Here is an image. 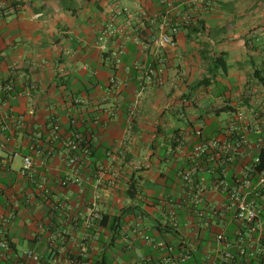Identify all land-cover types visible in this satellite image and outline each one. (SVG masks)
I'll use <instances>...</instances> for the list:
<instances>
[{
	"label": "crops",
	"instance_id": "crops-1",
	"mask_svg": "<svg viewBox=\"0 0 264 264\" xmlns=\"http://www.w3.org/2000/svg\"><path fill=\"white\" fill-rule=\"evenodd\" d=\"M183 1L167 0L169 15L177 22L191 14L192 23L180 26L175 50L161 53L163 83L148 85L131 114L138 91L134 65L153 61L149 39L166 9L160 0H0V82L14 89L7 106L0 93V211L10 218L6 237L13 247L0 264L22 260L27 250L39 256V264L76 251L94 177L102 182L97 192L103 224L101 244L90 248L92 263L101 259L104 244L111 264H133L138 252L151 253L138 236L136 248H126L123 236L135 227L176 244L201 234L198 261L186 264L212 262L208 246L217 233L234 248L243 227L213 188L220 155L207 151L198 159L206 229L186 224L183 201L189 194L181 176L193 163L195 145L233 142L244 134L251 150L233 153L222 165L228 178L246 170L258 145L264 147V0H211L202 6ZM139 19L135 43L132 29ZM108 24L116 32L102 43ZM238 112L245 122L237 120ZM7 114L20 117L22 126L16 128ZM75 132L91 145L81 168L91 179L81 187L62 186L70 174L65 142ZM113 147L123 154L110 159L106 151ZM26 155L35 183L19 173ZM130 185L136 189L132 198ZM170 206L180 228L161 236L157 226L167 221ZM127 209L119 239L112 241L106 224Z\"/></svg>",
	"mask_w": 264,
	"mask_h": 264
},
{
	"label": "built area",
	"instance_id": "built-area-1",
	"mask_svg": "<svg viewBox=\"0 0 264 264\" xmlns=\"http://www.w3.org/2000/svg\"><path fill=\"white\" fill-rule=\"evenodd\" d=\"M186 1V0H185ZM165 6V13L162 14L158 22V33L152 34L149 39L150 47L153 49V61L149 65H134L137 71V87L135 101L132 103L131 114L137 110L138 101L143 91L148 85H161L163 83L164 62L162 52L165 50H175L177 41L175 38L180 26L190 24L192 15L184 14L180 21H175L174 17L169 15L170 3L167 0H160ZM204 0H187V3L202 5ZM126 9H123L125 11ZM142 18V17H141ZM144 19V18H143ZM178 20V19H177ZM143 25L142 19H139L132 31L135 33V43H139L138 35L140 27ZM116 29L111 24L106 25L104 32L99 40L104 43L109 37H112ZM121 59L118 55L115 63H120ZM13 85L9 82H0V93L3 96L1 105L7 106L8 100L13 93ZM11 120L16 128L22 126L20 117L7 114L5 116ZM237 120L245 122L243 112L236 114ZM58 127L55 126L54 130ZM131 125H128V130ZM233 132L234 128L232 129ZM88 142L84 136L78 132L73 133L65 142L67 156L64 159L65 166L69 169V176L65 177L60 183L62 186L76 185L83 186L89 181L86 175L81 172L82 164L89 158ZM263 143L258 145V149L263 147ZM251 146L244 134L237 135L233 142H220L218 140L209 141L208 145L198 144L193 148V163L189 169H186L181 176L182 183L189 196L183 201L186 211V224L192 227H200L206 229L209 222L206 219V188L198 182V172L200 170L199 158L204 153H214L215 156L220 155V163L217 162L214 167L216 170L225 163L232 160L233 153L240 151H250ZM123 151L121 148L113 147L106 151V157L113 159L114 156H121ZM212 159V158H211ZM210 159V160H211ZM213 160V159H212ZM259 157L254 156L249 167L238 176L228 178L222 172L217 175L213 182V188L216 192L222 194L225 198L224 209L230 214L231 219L241 225L235 233L234 248L229 247V242L222 233L213 236L208 248L214 253V258L209 264H247L249 262L257 263L259 259L264 261V166L257 170ZM214 169V168H213ZM215 170V169H214ZM210 172V170H208ZM21 176L29 177L34 181V167L30 156L22 157V166L19 171ZM101 177L92 179L93 194L88 200L85 214L81 215L82 226L81 234L78 242V249L74 252L64 254L62 260L54 259L49 264H92L90 256V248L93 245L101 244V210L100 195L97 189L102 184ZM41 191L47 195V191L40 185ZM47 197V196H44ZM182 204V203H181ZM167 225L173 231L180 228V216L174 207H169L167 212ZM63 221V220H62ZM66 221V220H65ZM64 221V222H65ZM10 222L9 216L0 211V259L5 260L7 253L10 251L9 243L6 238V227ZM73 226H77L78 218L71 221ZM139 237L142 243L151 250V253L138 252L135 256L133 264H186L193 259L201 249L202 235L198 232L191 235L190 239H186L178 244L161 238H155L147 232L139 230L135 227L129 234L123 236L127 249H134V239ZM62 238V235H59ZM31 262L40 263V258L32 250L24 252L22 260L16 264H24ZM208 264V263H207Z\"/></svg>",
	"mask_w": 264,
	"mask_h": 264
},
{
	"label": "trees",
	"instance_id": "trees-1",
	"mask_svg": "<svg viewBox=\"0 0 264 264\" xmlns=\"http://www.w3.org/2000/svg\"><path fill=\"white\" fill-rule=\"evenodd\" d=\"M209 1H211V0H204L202 5L207 4ZM183 2L187 3V0L186 1L184 0ZM187 8L189 9L190 7H187ZM162 14H164V10H163ZM190 24L184 25V27L186 28V27L190 26ZM87 145H88V148H89V151H90V153H89V158H90V155L92 153V149H91V145H90L89 142H88ZM255 156L259 157V163L257 165V170H258V169H261L264 166V147L259 149V151L255 154ZM224 170H225V168L220 166V168L218 170H215V171L218 173V175H221ZM135 193H136L135 185H130L128 187V190H127V195L132 198V197H134ZM128 211H129V209L123 211V213L120 216H116V217L112 218L109 221V223L106 224L107 225V231H109L112 234V241L115 240V238L119 239V233H120L119 232V228L121 226V217L125 213H127ZM100 224H103V223H100ZM159 226L160 225L157 226V229H158L159 233L161 234V236H164L166 234H175V232H176V231H173L171 228H169L167 225H162L161 227H159ZM113 245L115 246V244H113ZM113 245H112V242H111L110 246L112 247ZM9 247L13 248L11 246V244H9ZM102 248L103 249H102V253H101V259L95 261V263H92V264H111L110 256H109V254H107V249H109L108 246H106V244H104L102 246ZM196 257L197 256L195 255V261L197 262L198 260L196 259ZM7 261H9V260H6V262ZM7 264H16V262L14 263V262L11 261V262H8ZM247 264H264V261L259 259V261L257 263H254V262L251 261V262H249Z\"/></svg>",
	"mask_w": 264,
	"mask_h": 264
}]
</instances>
